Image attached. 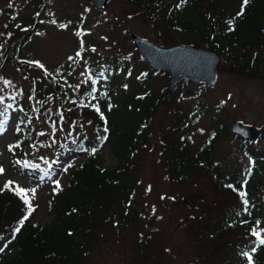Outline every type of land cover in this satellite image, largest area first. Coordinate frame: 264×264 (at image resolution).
<instances>
[{
	"label": "rangeland",
	"instance_id": "obj_1",
	"mask_svg": "<svg viewBox=\"0 0 264 264\" xmlns=\"http://www.w3.org/2000/svg\"><path fill=\"white\" fill-rule=\"evenodd\" d=\"M131 35L163 48L183 45L179 32L145 16L127 0H112L101 11L86 0H0V105L7 114L0 131V168L4 170L0 174V187L11 181L15 190L24 189V199L34 209L29 223L43 226L53 219L50 211L53 192L69 185L74 170L90 154L99 158L101 168L114 165L116 158L108 145L96 148L81 142L84 132L90 129V113L67 100L64 90L77 93L91 78L100 86L106 74L98 72L115 63V67L111 66L115 76L106 85L111 90L108 93L111 102L118 106L112 118L118 128L131 135L129 146L141 141L128 165L135 209L140 216L137 215L134 224L122 222L117 216L103 221L92 236L86 264H134L133 258L141 255L145 259L137 264H207L201 256L202 244L193 240L191 231L199 227L192 223L193 212L201 209L199 202L231 204L230 195L217 191L205 170L193 172L182 183L171 180L163 143L166 138H176L175 131L184 128L189 147L197 150L208 132L215 129L216 119L219 125L227 127L240 122L264 130V78L247 74L220 57L214 87L180 81L166 105L160 103L157 108H151L139 98L140 87H149L155 97L160 93L163 97L168 76L161 70L152 71L145 64ZM8 46L13 47V57L2 63ZM88 60L95 69L89 73ZM120 61L125 66L118 72ZM45 80L59 89L63 87V91L49 97L46 103L51 117L61 118L63 122L57 123L56 131L50 135L45 118L32 114L34 122L25 145L35 151L23 149L26 153L22 159L23 163L42 164V169L14 167L9 147L21 139L16 133L18 118L32 107L33 95L40 97L46 87ZM185 90H193L196 96L182 97ZM86 93L81 97V105L89 111L97 109L95 91ZM11 95L18 99L16 108L7 105ZM61 103L67 106L65 112L59 110ZM198 104L202 115L197 122L189 124V111ZM242 141L236 135L222 139L217 144L215 158L230 154L229 161L235 170H244L247 159L238 156ZM253 145L264 149V140ZM117 152L121 156L125 150ZM109 201L111 204L112 200ZM110 207L116 213L117 207L114 204ZM24 211L28 214V204ZM142 244L143 253L136 256V249ZM204 246L209 253L213 251L212 244ZM0 249V257L17 252V248L10 251L7 237L0 240Z\"/></svg>",
	"mask_w": 264,
	"mask_h": 264
},
{
	"label": "trees",
	"instance_id": "obj_2",
	"mask_svg": "<svg viewBox=\"0 0 264 264\" xmlns=\"http://www.w3.org/2000/svg\"><path fill=\"white\" fill-rule=\"evenodd\" d=\"M127 1L140 8L150 19L179 32L182 35L180 43L183 45L214 50L231 66L264 78V0H249L243 7L242 15L243 0ZM13 54V47L8 46L1 62H8ZM120 62L116 67L118 72L125 66ZM91 64L90 60L86 62L88 73L95 70ZM113 64L103 69L106 76L100 86L91 78L86 85L80 86L77 93L64 90V94L67 100L74 102L82 111L90 113V129L89 132L84 130L81 142L96 148L108 145L116 158L114 165L101 168L99 158L90 154L89 159L74 170L69 185L53 192L50 199L53 219L43 226L30 224L28 217L21 227L20 221L27 215L24 199L16 193L14 187L10 186L11 190L0 187V226L3 227L0 240L7 237L10 251L17 248V252L11 256L0 257V264H86L93 245L92 236L95 230L102 227L103 221L117 216L122 222L134 224L137 215L140 216L135 209L128 165L141 141H135L129 146L127 143L131 135L118 128L112 118L118 106L111 102L108 94L111 90L106 85L115 76L114 68L111 67ZM163 75L166 76V73ZM183 82L186 84L188 81ZM44 84L46 87L40 97L33 95L32 107L18 118L16 133L21 139L9 147L11 165L14 167L35 166V169H42V164L23 163L22 159V154L26 153L23 149L35 151L30 145H25V140L31 135L30 126L34 122L32 114L45 118L50 135L56 131L57 123L63 122L60 117H51L46 106L49 97L57 96L63 87L59 89L47 80ZM140 88L139 98L145 100L151 108H157L162 94L155 97L149 92V87ZM89 91H95L94 106L99 111L93 108L89 111L81 105L82 95ZM181 95L187 98L196 96L193 90H185ZM17 103L18 99L14 95L7 101V105L12 108H16ZM66 108V104L61 103L59 106L60 112H65ZM189 112V124H193L202 115L201 106L198 104ZM6 117L0 105V126ZM215 122V129L208 132L203 145L197 150L189 147V137L184 128L175 131L176 138H166L163 150L170 165L169 177L174 182L182 183L193 172L205 170L209 172L213 187L230 195L231 204L215 202L204 205L199 202L201 209L193 212L195 216L192 223L199 225L191 231L194 232L193 240L202 244L200 252L207 264H249L244 253L252 255V264H264V245H260L258 237L253 235L255 230L260 233V238H264V149L242 141L238 147V156L247 159V166L244 170L236 171L234 164L229 161L230 154L215 158L219 141L232 136L229 127L219 125L217 119ZM72 124L75 125V122ZM117 150H125L124 155L120 156ZM241 193L245 195L242 197ZM109 199L117 207L116 213L111 209ZM17 227H20L19 232L14 231ZM231 231L237 233L232 234ZM207 244L213 245L210 253L207 246H204ZM143 246L138 245L136 256L143 253ZM142 259L145 258L141 255L133 258L132 262L137 264Z\"/></svg>",
	"mask_w": 264,
	"mask_h": 264
},
{
	"label": "water",
	"instance_id": "obj_3",
	"mask_svg": "<svg viewBox=\"0 0 264 264\" xmlns=\"http://www.w3.org/2000/svg\"><path fill=\"white\" fill-rule=\"evenodd\" d=\"M97 11L103 10L112 0H86ZM141 59L153 70H164L168 76L162 104H167L180 81L214 87L217 82V66L220 56L211 49L201 50L188 45L160 47L146 39L131 35ZM52 99H50L51 101ZM232 134L245 141L264 139V130L236 122L230 125Z\"/></svg>",
	"mask_w": 264,
	"mask_h": 264
},
{
	"label": "snow or ice",
	"instance_id": "obj_4",
	"mask_svg": "<svg viewBox=\"0 0 264 264\" xmlns=\"http://www.w3.org/2000/svg\"><path fill=\"white\" fill-rule=\"evenodd\" d=\"M248 3H249V0H243L242 8H241V13H240L241 15L243 14V7L246 6ZM0 103H2V101H0ZM96 110L99 111L98 108H97ZM0 131H3L2 126H0ZM3 171H4L3 168H0V174H2ZM11 184H12V182L9 181V182H7V183L4 185V187H5V188H8L9 190H11V187H10ZM16 193H17L18 195L24 194V195L21 196L22 199H24V197L26 196V193H25V190H24V189L17 188V189H16ZM33 193H34V190H33ZM244 195H245L244 193H241V196H242V197H243ZM24 202H25L26 204H28L29 211H28V214H27V215H26V216L20 221V226H21V227L23 226L24 220H27L28 217L31 215L32 211L34 210V209L32 208V206H31V204L29 203V201H28L27 199H24ZM244 202H245V204H247V201H246V200H245ZM14 231H15V232H19V231H20V227H17ZM253 235H256V236L258 237V239H259V244H260V245H264V238H260V233H259V232H256V231L254 230V231H253ZM0 250H2V249H0ZM253 251H255V249H253ZM244 255L247 257V259H248V261H249V264H252V255L249 254V253H244Z\"/></svg>",
	"mask_w": 264,
	"mask_h": 264
},
{
	"label": "bare ground",
	"instance_id": "obj_5",
	"mask_svg": "<svg viewBox=\"0 0 264 264\" xmlns=\"http://www.w3.org/2000/svg\"><path fill=\"white\" fill-rule=\"evenodd\" d=\"M189 46V45H188ZM145 64L151 69V67L145 62ZM109 68V67H108ZM152 71H153V69H151ZM162 72H164V73H166L164 70H161ZM115 73V72H114ZM166 75H167V73H166ZM173 95V94H172ZM163 97H164V95H163ZM163 97H162V99H163ZM172 97V96H171ZM171 97H170V99H171ZM169 99V100H170ZM169 102V101H168ZM161 103H162V100H161ZM163 105H166V104H163ZM231 133V132H230ZM232 134V133H231ZM232 135H234V134H232ZM236 136H238V135H236ZM242 140H243V142H246V143H254V142H257V141H260V140H264V139H258L257 141H250V142H247V141H245L243 138H242Z\"/></svg>",
	"mask_w": 264,
	"mask_h": 264
}]
</instances>
